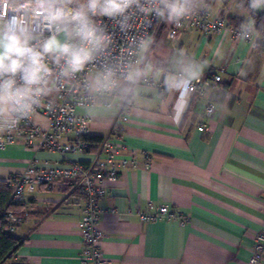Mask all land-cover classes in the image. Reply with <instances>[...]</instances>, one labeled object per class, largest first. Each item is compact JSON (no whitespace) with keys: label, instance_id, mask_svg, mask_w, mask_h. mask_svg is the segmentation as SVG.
<instances>
[{"label":"crops","instance_id":"obj_1","mask_svg":"<svg viewBox=\"0 0 264 264\" xmlns=\"http://www.w3.org/2000/svg\"><path fill=\"white\" fill-rule=\"evenodd\" d=\"M225 15L229 22L245 19L239 13ZM169 26L159 21L152 33L163 50ZM215 38L184 31L179 46L208 55L206 45ZM233 49L205 71L203 77L215 74L222 80L203 95H149L139 113L91 122L90 135L123 144V156L138 153L141 163L122 170L100 202L101 245L111 264H248L255 235L264 230V53L235 43ZM245 58L251 63L241 77L238 69L245 66L238 61ZM208 106L214 107L210 117ZM37 124L46 128L50 123ZM203 124L206 131L199 128ZM97 150L68 157L89 162ZM143 154L152 157L148 168ZM32 160L43 167L68 165L58 152L12 144L0 149V180L21 174ZM25 204L31 215L12 231L23 240L15 260L82 264L83 195L41 188ZM161 206L188 221L142 220L143 214H158Z\"/></svg>","mask_w":264,"mask_h":264},{"label":"clouds","instance_id":"obj_2","mask_svg":"<svg viewBox=\"0 0 264 264\" xmlns=\"http://www.w3.org/2000/svg\"><path fill=\"white\" fill-rule=\"evenodd\" d=\"M221 10L245 19L235 28L221 23L217 32L213 22ZM261 10L264 0H0V137L25 121L50 123L42 112L83 128L139 113L149 95L190 98L233 43L264 49V23L257 27L254 18ZM153 15L176 29L206 17L216 34L208 55L179 46L182 34L175 31L167 50L154 35L141 34ZM104 17L126 46H117ZM238 63L245 66L238 74L246 76L251 61Z\"/></svg>","mask_w":264,"mask_h":264},{"label":"built area","instance_id":"obj_3","mask_svg":"<svg viewBox=\"0 0 264 264\" xmlns=\"http://www.w3.org/2000/svg\"><path fill=\"white\" fill-rule=\"evenodd\" d=\"M204 15V14H202ZM108 25L110 33L114 34L117 46L125 45L126 39L118 28H112V21L107 17L101 18ZM150 24L142 25L140 33L147 32L152 35L159 21L154 17H149ZM138 22V21H137ZM181 29H176L174 25L168 28L169 35L175 31L182 34L184 31L197 30L210 36L214 32L208 31L210 27L206 17L199 22L190 21ZM223 23L226 28H235L228 21L225 14H221L213 22L215 31H219L220 24ZM130 34H137L134 30ZM264 53V49H262ZM222 78L220 75L209 74L203 77L200 84L196 85L199 95H203L207 88L219 84ZM214 112L213 106L206 108V116L210 117ZM42 115H48L50 124L48 127H42L31 121L22 122L17 131L12 134H5L0 137V149H5L12 144H22L28 149L33 150H51L60 153L68 162L67 166L43 167L39 166L36 160L29 162L25 171L7 179L11 186L10 203L11 206L23 205L28 201L29 195L34 194L41 188H68L71 192H78L84 197V206L82 210L81 227L85 247L81 252L82 264H111L105 257L102 249V240L104 233L101 229V221L104 210L101 207V200L108 194V184L113 183L119 177L122 170L128 167H140L138 153L131 152L128 157H124L126 147L111 138L104 137L94 158L89 162H79L69 159V154H83L88 152L93 145L83 139L84 136L91 134V123L86 127H79L58 120L57 116H52L42 112ZM200 130L206 131L207 126L201 125ZM67 135H73V139L66 142L63 139ZM144 166L150 167L152 157L143 154ZM6 220L11 225V230L30 217L27 210H11L6 213ZM161 217L167 219L177 218L181 223H186L188 218L180 213L169 211L166 206L159 208L158 214H143V221H151ZM254 247L252 256L248 264H260L264 260V230L259 231L254 238Z\"/></svg>","mask_w":264,"mask_h":264},{"label":"trees","instance_id":"obj_4","mask_svg":"<svg viewBox=\"0 0 264 264\" xmlns=\"http://www.w3.org/2000/svg\"><path fill=\"white\" fill-rule=\"evenodd\" d=\"M255 20L257 22V27L261 23H264V13H255ZM234 26L238 27L243 20L231 19L230 21ZM84 140L93 145L92 149L99 148L104 137L102 136H84ZM11 186L8 184L7 180H0V264H5L7 261H12L13 264H20L19 261L15 260L14 256L23 244V240L12 235L11 225L6 220V213L11 210L24 211L27 210L26 204L19 206H11L10 196H11ZM64 192H67L68 188H63ZM31 215V209L27 210ZM20 225V224H19ZM18 226V225H17ZM15 226V228L17 227ZM14 228V229H15Z\"/></svg>","mask_w":264,"mask_h":264}]
</instances>
